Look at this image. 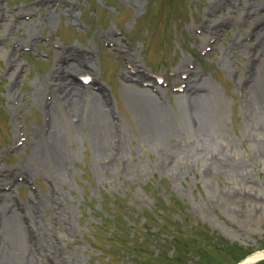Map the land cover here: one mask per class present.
Returning <instances> with one entry per match:
<instances>
[{
  "label": "rangeland",
  "instance_id": "obj_1",
  "mask_svg": "<svg viewBox=\"0 0 264 264\" xmlns=\"http://www.w3.org/2000/svg\"><path fill=\"white\" fill-rule=\"evenodd\" d=\"M47 3L0 0V194L28 215L34 210L51 238L57 264H238L253 253L260 255L251 264H264V164L253 159L241 127L244 78L253 81L259 68L264 85L257 49L264 0ZM207 27L214 36L206 34ZM30 35L34 39L28 45ZM72 47L87 52L94 83L123 123L122 156L104 166L92 138L79 129L64 136L67 162L56 178L41 167L24 178L21 171L32 164L28 130L42 119L39 106H32L33 88H43L42 80L58 61L56 52ZM126 58L163 86L164 105L172 113L180 112L176 90L163 83L164 77L195 70L213 84L222 102L221 118L213 121L221 141L217 146L247 159L250 176L218 174L195 158L175 162L174 173L161 169L162 150L143 140L121 94L119 73ZM13 67L18 76L11 80ZM75 75L83 89H91V83L81 82L85 74ZM173 141L191 139L177 133ZM154 159L160 165L152 170ZM133 166L137 171L128 170ZM46 191L58 200L55 210L43 212ZM32 259L29 264H51Z\"/></svg>",
  "mask_w": 264,
  "mask_h": 264
},
{
  "label": "bare ground",
  "instance_id": "obj_2",
  "mask_svg": "<svg viewBox=\"0 0 264 264\" xmlns=\"http://www.w3.org/2000/svg\"><path fill=\"white\" fill-rule=\"evenodd\" d=\"M55 1L60 0H44L46 3ZM263 15L264 11L260 12L258 17ZM220 24L221 22L216 23L218 26ZM255 25L259 26L260 23L255 21ZM261 28L257 32L259 37L257 49L258 57L260 56L261 63L264 64V26ZM209 33L214 36L216 32L207 27L206 34ZM27 39L29 45L34 38L30 35ZM203 39L205 41L206 35ZM211 39L213 40V37ZM63 49L60 48L56 52L58 61L54 60L52 68L48 71L47 80H42L43 88L38 85L33 88L32 106L34 104L39 106L37 110L42 115V119L38 128L32 127L28 130L29 157L32 164L30 162L21 171L20 175L24 178L31 176L30 169H40V167L44 168L49 176L55 174L56 178V173H60L67 162L64 136L73 135L79 129L85 130L92 138L96 159H102L104 166L110 164H107L109 159L122 156L121 152L127 138L123 123L109 108V100L101 85L94 83L91 59L86 51L78 47H72L71 50ZM124 62L125 66L119 73L120 88L123 90L121 94L129 103L137 130L143 140L149 147L162 150L159 153L163 163L161 169L174 173L171 166L175 162L182 163L195 158L205 162L210 170L213 169L218 174L222 172L224 175L244 179L245 176H250L246 168L247 159L243 160L236 151L225 153L221 146H217L221 141L218 142V131L213 129V121L221 118L222 102L218 98L216 87L213 84L211 86L206 84L201 73L188 70L183 76L174 71L172 78L164 77L163 83L176 90L174 97L180 112L174 110L172 113L164 105L163 86L156 84L135 59L126 58ZM228 67L227 64L226 69ZM15 71L16 67H13L9 75L11 80L18 76ZM78 72L91 77L89 81L92 84L91 89L88 88L89 86L82 88L84 85L78 82L79 79L75 75ZM260 73L258 68L253 81L250 79L248 81L247 75L244 78L242 95L244 115L241 127L246 132H243L245 138L251 144L253 159L262 160L264 164V85ZM240 82L241 79L238 84ZM11 110L13 112V106ZM177 133L182 135L188 133L191 142L175 144L173 139ZM19 138L21 137L18 133ZM16 148L14 146L13 150ZM153 161L150 165L152 170L160 165L159 160ZM137 169L133 166L128 170L134 172ZM56 200H58L57 196L46 191L43 207L40 210L43 212L55 210L53 201ZM14 205L8 196L0 194V264H29L32 258L38 260L39 257L45 258L51 264H57L59 258L50 253L53 246L51 238L37 219L34 210L32 209L28 215L24 207ZM259 255L253 253L238 264H251Z\"/></svg>",
  "mask_w": 264,
  "mask_h": 264
},
{
  "label": "trees",
  "instance_id": "obj_3",
  "mask_svg": "<svg viewBox=\"0 0 264 264\" xmlns=\"http://www.w3.org/2000/svg\"><path fill=\"white\" fill-rule=\"evenodd\" d=\"M135 236V235H134ZM133 235H131V238H133L134 237Z\"/></svg>",
  "mask_w": 264,
  "mask_h": 264
}]
</instances>
